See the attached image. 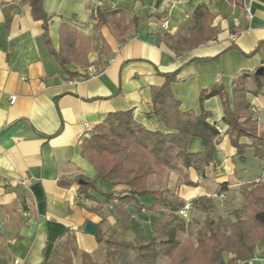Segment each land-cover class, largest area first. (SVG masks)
Listing matches in <instances>:
<instances>
[{"label": "crops", "instance_id": "obj_1", "mask_svg": "<svg viewBox=\"0 0 264 264\" xmlns=\"http://www.w3.org/2000/svg\"><path fill=\"white\" fill-rule=\"evenodd\" d=\"M239 2L41 0L54 50L58 49L63 22L90 41L91 66L83 69L70 64L63 72L45 43L42 21L31 14L30 0H0V264H44L66 231L73 235L81 252L100 261L104 247L94 234L84 231L87 223L102 231L114 230L124 240L133 238V231L121 230L109 209L95 213L91 210L96 202L78 195L81 177L95 175L81 156L85 125L94 128L109 113L133 109L134 119L146 129L169 132L152 114L151 87L161 86L163 74L178 69L171 90L181 111L198 114L200 91L216 81L231 100L235 76L262 67L261 54L250 53L264 40V0ZM198 7L207 8L213 16L210 26L215 36L177 55L168 40L189 35ZM244 8L251 12L249 20L244 18ZM113 10L124 15L125 31H112L106 25L95 29L94 16ZM235 19L240 22V33L231 40ZM163 22H167V29H162ZM103 43L108 49L100 54ZM90 68L94 75L88 74ZM247 86L254 87L252 79ZM11 97H15L13 103ZM220 98L213 96L203 103L210 113L208 122L220 132L212 163L203 175L188 170L195 187L182 184L176 189L175 174L170 175L167 187L176 190L183 202H193L212 198L219 184H227L224 215L231 218L230 210L242 209L244 218L247 211L242 208L240 186L257 182L264 172V159L254 158L250 148L243 159L236 155L222 121ZM246 98L254 109L250 110L253 118L263 127L264 88L248 93ZM240 143L249 145L250 140L241 138ZM201 149L200 139L191 137L187 151L197 153ZM22 181L25 186L20 185ZM23 201L28 210L22 208ZM132 214L135 230L143 215ZM255 249V257L240 264H264V237ZM73 264H81L80 258H74Z\"/></svg>", "mask_w": 264, "mask_h": 264}, {"label": "trees", "instance_id": "obj_2", "mask_svg": "<svg viewBox=\"0 0 264 264\" xmlns=\"http://www.w3.org/2000/svg\"><path fill=\"white\" fill-rule=\"evenodd\" d=\"M233 1L241 4L239 0H227L229 3ZM30 8L33 18L42 21L45 43L63 72L70 64L83 69L91 66L88 39L63 22L58 31V49L54 50L47 34L49 19L42 10L41 0H30ZM193 18L195 24L188 36L168 40L170 49L177 55L192 51L215 36L210 26L213 16L207 8L198 7ZM94 19L97 21L95 29L106 25L112 31H125L124 15L118 10L100 12ZM107 47L103 43L100 54H104ZM256 52L261 54L264 67V40H260L250 54ZM178 71L164 73L165 82L159 87H151L152 114L169 132L146 129L136 122L133 109H130L109 113L80 144L81 156L92 166L95 175L81 177L83 184L78 186V195L96 202L91 210L95 213L104 207L109 209L121 230L133 231V238L124 240L114 230L97 228L95 239L102 243L105 253L100 261H95L78 249L73 235L66 231L44 264H73L76 257L80 258L81 264H160L163 260L165 264H240L255 257L256 244L264 237V180L240 186L242 208L247 212L244 218L233 213L235 221L229 235L219 228L213 217L206 215L195 242L187 238L179 240L186 220L178 213L185 202L177 196L176 190L167 187V182L170 175L175 174L176 189L182 184L195 187L188 170L203 175L212 163L220 132L215 124L208 122L210 113L204 109L203 103L213 96L221 97L222 121L227 125L226 133L236 155L243 159L250 148L254 158L264 159V125L260 127L253 118L246 98L248 93L256 94L264 88V74L259 76L248 70L237 74L231 87V100L221 83L216 81L200 91V110L196 114L181 111L180 102L174 98L171 84L176 81ZM249 79L254 84L252 89L247 86ZM191 137L200 139V152L187 151ZM241 138L249 139L250 144L240 143ZM115 187L121 189L114 190ZM226 191L227 184H219L214 195ZM201 202L212 204L211 199L200 198L191 202L192 207ZM129 206L134 212L128 210ZM22 208L29 209L25 201ZM214 208L210 205V209L216 212ZM132 213L143 215V222L135 230L131 226ZM167 215L173 216L178 223H167ZM146 222L149 223L148 231L144 227Z\"/></svg>", "mask_w": 264, "mask_h": 264}, {"label": "rangeland", "instance_id": "obj_3", "mask_svg": "<svg viewBox=\"0 0 264 264\" xmlns=\"http://www.w3.org/2000/svg\"><path fill=\"white\" fill-rule=\"evenodd\" d=\"M209 199H211V202H212V204L210 205L215 207L214 209H216V212H213L210 209V205L208 203L201 202L198 205H196V207H194L193 210L190 212V217L188 221L187 222L185 221L183 224V229L180 232L179 240L187 238L191 240L192 242H195L201 222L206 215H210L211 217H213L216 220L219 228L227 235L230 234L231 224L234 222L233 220H235V216L233 215V213L236 212L238 216L240 217L243 216L242 215L243 210L240 209L238 211L230 210L228 215H233V216L231 218L225 217L224 212L226 211L224 210L227 208L226 206L228 205V201H227L228 196L226 197V199L222 201H218L214 199L213 197ZM221 215L224 217H222ZM165 220L167 223H170V224L178 223L177 219L169 215L166 216ZM148 226H149V223H145L144 227L146 228V231H148ZM160 264H165V261L163 260L162 262H160Z\"/></svg>", "mask_w": 264, "mask_h": 264}, {"label": "built area", "instance_id": "obj_4", "mask_svg": "<svg viewBox=\"0 0 264 264\" xmlns=\"http://www.w3.org/2000/svg\"><path fill=\"white\" fill-rule=\"evenodd\" d=\"M244 18H246V20H249L252 16H251V12L249 11L248 8H244ZM233 26H234V29H235V32L231 33L230 34V39L231 40H235L237 37H238V34L240 33V22L239 20L235 19L234 20V23H233ZM161 27L162 29H167V22H163L161 24ZM88 74L89 75H94L95 72L92 68H90L88 70ZM75 83H77L76 81H74ZM15 100V97H11L10 98V102L13 103ZM254 111V109L252 110ZM92 126L90 125H85V132H84V135L87 136L91 130H92ZM264 180V172L262 173L260 179H258L257 181H263ZM20 185L22 186H25L26 185V182L25 181H22L20 182ZM213 198L218 200V201H222L224 199H226V194L225 193H219L217 195H213ZM192 203L190 201H187L185 202V204L182 206V208L179 210V213L178 215L183 219V220H186L188 221L189 217H190V212L192 209Z\"/></svg>", "mask_w": 264, "mask_h": 264}, {"label": "water", "instance_id": "obj_5", "mask_svg": "<svg viewBox=\"0 0 264 264\" xmlns=\"http://www.w3.org/2000/svg\"><path fill=\"white\" fill-rule=\"evenodd\" d=\"M256 75L262 76L264 74V67H259L256 71H255ZM79 185L83 184L82 180H79L78 182ZM86 228H84V231L87 233H91L96 235L97 230L96 228L91 224V223H87V225H85Z\"/></svg>", "mask_w": 264, "mask_h": 264}]
</instances>
